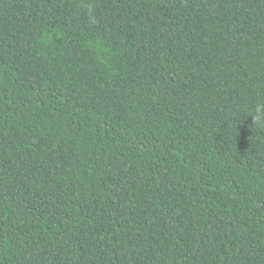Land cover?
I'll list each match as a JSON object with an SVG mask.
<instances>
[{"label":"trees","instance_id":"1","mask_svg":"<svg viewBox=\"0 0 264 264\" xmlns=\"http://www.w3.org/2000/svg\"><path fill=\"white\" fill-rule=\"evenodd\" d=\"M0 264H264V0H0Z\"/></svg>","mask_w":264,"mask_h":264}]
</instances>
